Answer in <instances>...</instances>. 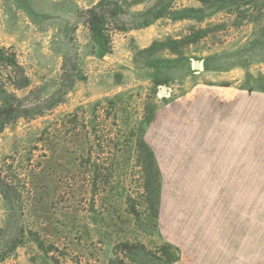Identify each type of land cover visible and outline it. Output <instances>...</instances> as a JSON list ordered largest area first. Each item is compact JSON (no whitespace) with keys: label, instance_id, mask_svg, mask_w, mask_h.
<instances>
[{"label":"rangeland","instance_id":"rangeland-1","mask_svg":"<svg viewBox=\"0 0 264 264\" xmlns=\"http://www.w3.org/2000/svg\"><path fill=\"white\" fill-rule=\"evenodd\" d=\"M99 1L0 0L17 95L49 108L0 130V264H168L206 236L264 264V0H119L110 41Z\"/></svg>","mask_w":264,"mask_h":264},{"label":"trees","instance_id":"trees-1","mask_svg":"<svg viewBox=\"0 0 264 264\" xmlns=\"http://www.w3.org/2000/svg\"><path fill=\"white\" fill-rule=\"evenodd\" d=\"M118 1L119 0H100L92 7L81 12V20L94 36L102 37L110 41L112 31L108 26L110 25L109 22L112 20L121 22L115 30L127 31L135 27V25H130L126 23V21L123 22L124 18L119 16V12L124 13V11H122V6L119 5ZM0 66L3 67V78L7 82V84L0 88V130L6 124L18 118H32L43 114L45 110L49 109L41 107L42 105L40 104H34L32 102L26 103L25 101L27 97H29V94L24 97H19L17 95V91L26 90L31 85V81L26 69L20 64L17 59V54L14 51L0 48ZM141 146L147 151V157L152 162V169L150 170L151 176V174L154 173L155 152L146 142H142ZM151 180L154 181L152 176ZM147 188H152L151 190H153V188H156V184L152 187L150 183ZM159 190L160 188L158 185V191L155 193L156 199H158L160 195ZM151 206L155 218H157V205H155V202H152ZM133 212L137 214L134 208ZM176 250L178 251L179 249L176 248ZM177 260L178 252L175 253V256L168 264L176 262Z\"/></svg>","mask_w":264,"mask_h":264},{"label":"crops","instance_id":"crops-1","mask_svg":"<svg viewBox=\"0 0 264 264\" xmlns=\"http://www.w3.org/2000/svg\"><path fill=\"white\" fill-rule=\"evenodd\" d=\"M242 158V161H243V164H246L247 166H249L250 163V157H251V154H250V151L249 149L245 151V149H243V152L240 156ZM248 169V168H247ZM245 171V168L243 167V170H242V173H249V169ZM173 215V214H172ZM172 220L174 221V217H172ZM177 220V218L175 219V221ZM175 224H173L174 226ZM184 227V226H183ZM177 229H181V226H177L176 225V230ZM203 237V236H202ZM202 244L200 247L201 249H203L200 253L196 251L194 252H191L192 254V258H187V259H180L176 262H173L171 264H236L235 261H234V249L232 248H229V247H224L222 246L223 248H220V251H223V253L225 252V249H226V256L222 254V252L220 253L222 257L220 259H216V260H213V258H211V240H210V236H206L204 237L202 240H201ZM188 245H186V249L189 248L190 249V244L187 243ZM188 250V251H189ZM250 260V254L249 252L246 253V255H242V259L240 260V262H238L237 264H245L246 262L248 263V261Z\"/></svg>","mask_w":264,"mask_h":264},{"label":"water","instance_id":"water-1","mask_svg":"<svg viewBox=\"0 0 264 264\" xmlns=\"http://www.w3.org/2000/svg\"><path fill=\"white\" fill-rule=\"evenodd\" d=\"M196 65H197V67H199L200 68V61H196ZM167 89L166 88H163V91L165 92Z\"/></svg>","mask_w":264,"mask_h":264}]
</instances>
